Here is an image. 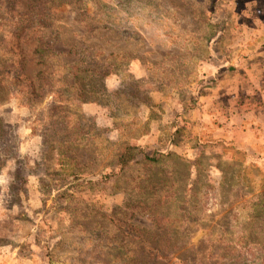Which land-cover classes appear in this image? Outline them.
<instances>
[{"label":"rangeland","instance_id":"rangeland-1","mask_svg":"<svg viewBox=\"0 0 264 264\" xmlns=\"http://www.w3.org/2000/svg\"><path fill=\"white\" fill-rule=\"evenodd\" d=\"M31 4L0 0V250L18 264H264V168L201 121L232 32L264 36V0H62L37 28L55 55L39 63L29 43L20 79L12 33L35 28ZM124 142L158 161L118 172Z\"/></svg>","mask_w":264,"mask_h":264},{"label":"crops","instance_id":"crops-1","mask_svg":"<svg viewBox=\"0 0 264 264\" xmlns=\"http://www.w3.org/2000/svg\"><path fill=\"white\" fill-rule=\"evenodd\" d=\"M232 33L242 42L208 75L216 80L220 94L204 97L201 121L208 117L218 121L213 138L231 144L245 154L248 163L264 168V36L255 31ZM15 254L0 250V264H18Z\"/></svg>","mask_w":264,"mask_h":264},{"label":"trees","instance_id":"trees-1","mask_svg":"<svg viewBox=\"0 0 264 264\" xmlns=\"http://www.w3.org/2000/svg\"><path fill=\"white\" fill-rule=\"evenodd\" d=\"M43 0L42 3H40V0H32L31 8L30 10L35 12L36 15V21H35V28L34 24L29 22L27 19H23L22 21H19L14 27H13V33L12 38L13 42L16 44V46L19 48V62H20V68H19V78L21 79L23 76V69H24V48L31 42H35L36 46L34 49V52H36L39 63H43L42 59L44 58L45 54L55 55V53L50 49L49 43L44 41V38L39 34L38 27L44 26L46 24V20L48 19L49 12L51 8L59 7V3L62 2V0ZM44 64V63H43ZM97 68L91 69L88 73L91 75L96 74ZM82 73V70L78 67H73V73L67 77L63 76V82H67L68 79H72V84L70 85V88H74L75 86H79L82 81V77H80ZM100 73V79L103 80V77H105L107 74L111 73L110 70L106 72H99ZM91 77V76H90ZM25 81H29L27 78H25ZM28 85L26 86V89H28ZM30 93V92H29ZM86 95H90V97H94L96 94L95 90H87L84 92ZM31 94V93H30ZM97 99V98H94ZM92 100L90 98L80 99L79 104L87 103V102H96V100ZM145 126V125H144ZM235 149V148H234ZM235 151L239 152V150ZM143 149L136 145H131L127 142H124L120 145V151L118 152L116 156V167L118 169V172H123L133 161L137 159L138 154L143 155V162H156L158 159L149 157L145 154H143ZM171 156L175 157V161H180L187 163L188 166L195 167L199 162L198 158L195 159L193 162H190L188 160H184L181 157L177 155H173L171 153H167V155H160L161 158ZM134 217V215H132Z\"/></svg>","mask_w":264,"mask_h":264}]
</instances>
